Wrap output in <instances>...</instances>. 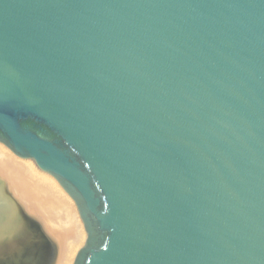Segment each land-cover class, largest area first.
Wrapping results in <instances>:
<instances>
[{
  "label": "water",
  "instance_id": "water-1",
  "mask_svg": "<svg viewBox=\"0 0 264 264\" xmlns=\"http://www.w3.org/2000/svg\"><path fill=\"white\" fill-rule=\"evenodd\" d=\"M0 141L74 264H264V0H0Z\"/></svg>",
  "mask_w": 264,
  "mask_h": 264
},
{
  "label": "bare ground",
  "instance_id": "bare-ground-1",
  "mask_svg": "<svg viewBox=\"0 0 264 264\" xmlns=\"http://www.w3.org/2000/svg\"><path fill=\"white\" fill-rule=\"evenodd\" d=\"M22 158L0 141V264H74L87 238L76 201Z\"/></svg>",
  "mask_w": 264,
  "mask_h": 264
},
{
  "label": "rangeland",
  "instance_id": "rangeland-1",
  "mask_svg": "<svg viewBox=\"0 0 264 264\" xmlns=\"http://www.w3.org/2000/svg\"><path fill=\"white\" fill-rule=\"evenodd\" d=\"M12 156H13V153H11L10 151H8ZM15 157V156H14ZM19 160H23V158L22 159H19ZM25 161V160H24ZM50 177V176H49ZM53 178V177H52ZM55 180V179H54Z\"/></svg>",
  "mask_w": 264,
  "mask_h": 264
}]
</instances>
